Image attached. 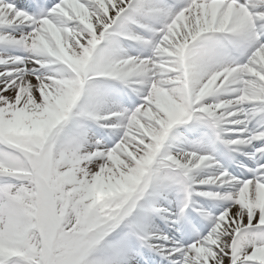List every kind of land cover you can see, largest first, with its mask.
<instances>
[{
    "label": "bare ground",
    "instance_id": "bare-ground-1",
    "mask_svg": "<svg viewBox=\"0 0 264 264\" xmlns=\"http://www.w3.org/2000/svg\"><path fill=\"white\" fill-rule=\"evenodd\" d=\"M10 1L0 0V142L20 151L29 160L30 155L11 141L14 139L24 146V138L40 133L45 145L35 148L32 154L38 155V162L44 146L47 149L52 141V152L60 156L58 170L64 178L80 183V193L96 187L102 193V202L115 197L125 199V204L108 224L99 225L81 237H68V245L75 247L94 239L96 244L106 246L101 256L103 260L119 259L113 264H124L133 253L138 258L145 256L134 252L133 240L136 239L157 255L170 254L167 257L174 258L176 247L163 243L173 245L178 213L163 205L166 186L171 187L172 176L178 174L183 183L179 188L181 218H193L196 208H219L214 224L208 221L206 211L208 222L199 219L205 231L191 224L190 232L195 233V228L200 231L198 239L206 233L209 236L201 244L187 245V258L182 264H264V187L258 191L247 188L239 194L241 180L228 181L220 173L222 165L229 166L230 158L246 160L258 165L254 174L264 183V0H244L245 4L239 0L232 3L188 0L185 15L175 23V30L169 35L164 28L168 20L165 11L144 5L146 0L58 1L59 7L45 11L41 22L38 18L43 10L38 9L34 19L35 13L14 9L9 6ZM140 1L142 4L138 5ZM134 8L136 12H132ZM136 17L141 20L136 21ZM250 20L251 25H257H249ZM131 21L140 26L138 34L147 33L157 43L151 49L155 62L125 59L123 53L114 52V47L130 49L134 42H140L137 33L131 34L132 28H136L130 25ZM251 27L255 29L253 35L261 38V45L254 50L250 63L243 61L237 71L241 74L233 75L236 68L231 65L237 63L231 59L228 63L205 67L212 72L209 76L225 72L220 74V79L213 77L199 85V80L204 78L202 68H196L190 53L200 45L204 49L203 41L217 42L220 38L236 43V52L240 37ZM24 46L27 49L23 51ZM233 49L232 45L228 48ZM217 50L218 54H226L221 46ZM107 57L112 58L108 61ZM94 63H99L95 68L103 70H96ZM102 71L120 75L137 86L153 104H140L141 107L135 109V116L142 123L140 128H135L143 136L129 133L126 141L120 142L112 153L89 139L93 129L98 130L100 136L108 133L100 123L98 100L93 94L102 86L99 78ZM167 71L168 78L163 77ZM172 82V89L165 92L166 83ZM217 92L219 96L213 100ZM109 113L108 110L102 113L109 125L122 121L123 118L109 116ZM200 113L204 115L203 121L206 120L205 126L213 127L214 139L211 144L207 141L191 144L190 151L200 153L198 156L179 149L175 138L187 131V125ZM124 126L126 130L134 128L132 123ZM117 129H113V133ZM197 129L196 124L191 131ZM6 133L9 137L3 139L1 135ZM32 170L33 167L30 172ZM0 173L31 178L36 186L38 239L42 251L30 259L12 250V244L16 250L21 244L15 239L12 241L1 229L6 226L15 230L18 222H10L17 208L10 209L12 204L2 199L0 264L9 261L13 264L15 260L51 264L65 251L60 248L56 232L53 240L60 245L58 248H52L46 239L51 218L50 195L38 167L32 175L6 173L2 167ZM250 185L255 186V183ZM218 191L224 192L218 194ZM236 196L242 207L236 201L234 206L229 202L238 200ZM21 226H24L23 217L17 227ZM249 228L255 231L249 234ZM149 240L153 242L150 246ZM155 243L158 247L153 245ZM56 249L61 252L57 253ZM161 259L154 256L152 264H165Z\"/></svg>",
    "mask_w": 264,
    "mask_h": 264
},
{
    "label": "rangeland",
    "instance_id": "rangeland-1",
    "mask_svg": "<svg viewBox=\"0 0 264 264\" xmlns=\"http://www.w3.org/2000/svg\"><path fill=\"white\" fill-rule=\"evenodd\" d=\"M41 138L42 136H36L30 141L25 140V142L27 146L32 144L38 146ZM40 163L39 173L46 181V185H48L49 193L52 197L51 206L54 209L48 225V241L53 239L55 229L59 238L65 241L66 233L74 232L75 235H80L89 232L99 225L105 226L116 215L118 207L122 204L123 197L117 200L107 199V202H102V193L96 187L90 189L87 195L84 196L77 190L80 186L78 181L71 184L69 179L61 175L57 168L60 163L57 155L47 153ZM5 165L7 168H22L24 166L21 158L8 159ZM19 184L21 186L20 189L9 187L5 191L11 194H14L18 190L21 191V197L24 199L22 207L25 208L27 222H34L36 221L34 219L36 212L33 206L34 185L25 180H20ZM35 230L30 231L25 236L29 239H25L27 242H33L34 240L35 245H37L33 247V250L26 249L31 256H36L39 252ZM93 240L87 244L84 242L76 248L69 247L63 258L57 260L55 264H92L95 261L101 260L102 248L99 245L97 246V244H91ZM62 244H65V242Z\"/></svg>",
    "mask_w": 264,
    "mask_h": 264
}]
</instances>
